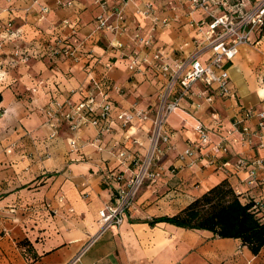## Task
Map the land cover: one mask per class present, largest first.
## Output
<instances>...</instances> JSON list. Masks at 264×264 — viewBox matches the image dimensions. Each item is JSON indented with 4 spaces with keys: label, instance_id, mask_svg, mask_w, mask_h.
Segmentation results:
<instances>
[{
    "label": "crops",
    "instance_id": "obj_1",
    "mask_svg": "<svg viewBox=\"0 0 264 264\" xmlns=\"http://www.w3.org/2000/svg\"><path fill=\"white\" fill-rule=\"evenodd\" d=\"M71 1L73 7L65 8L42 0L50 11L41 22L36 11H24L30 0L16 1V9L8 16L21 38L3 43L0 33V264H264V247L252 255L237 239H220L167 223L150 224L177 214L222 181L242 203L251 202L264 222V184L259 182L264 178V147H259L264 145V130L257 127L259 118L244 115L245 111L264 113V39L255 41L251 36L252 43L241 45L228 63L235 99L213 95L207 101L211 90L200 83L193 85L192 95L166 121L171 149L158 164L159 175L142 185L123 224L93 241L99 229L97 213L112 202L117 177L127 178L134 171L130 158L122 160L119 153L141 157L146 152L156 94L163 81L145 65L129 71L130 51L113 50L110 42L115 37L95 31L96 18L109 16L114 0H107L104 8L94 0L93 16L79 0ZM145 1L131 0L124 11L127 33L116 40L129 43L136 29H150L151 23L136 13ZM148 1L160 17L176 18L163 33H154V45L164 47L165 61L171 63L192 50L182 48L184 44L201 39L188 22H200L205 15L196 10L190 16L185 0L176 2L174 11L173 0ZM5 3L0 2V22L8 17L3 12ZM66 19L76 26L77 39L84 51L92 50V57L84 54L78 63L43 58V46L53 40L52 35L68 38V29L61 26ZM131 46L140 57L144 55L143 49ZM15 50L28 53L29 58L23 61ZM95 83L115 112L135 108L147 112L148 120H134L129 128L114 121L110 133L100 135L89 124L71 132L59 118L53 133L44 114L48 103L56 99L68 112L95 93ZM96 101L101 98L97 96ZM197 124L207 128L211 144L180 159L195 145ZM242 127L248 129L251 144L242 142L243 135L235 131ZM223 138L226 151L214 152L212 146ZM70 140L76 148L70 147ZM240 159L245 166L235 170ZM24 240L29 251L18 245Z\"/></svg>",
    "mask_w": 264,
    "mask_h": 264
},
{
    "label": "built area",
    "instance_id": "obj_2",
    "mask_svg": "<svg viewBox=\"0 0 264 264\" xmlns=\"http://www.w3.org/2000/svg\"><path fill=\"white\" fill-rule=\"evenodd\" d=\"M60 7L71 8V0H53ZM107 0H97L100 6L105 7ZM115 5L109 16L99 15L95 21V31L112 34L115 39L110 42L113 50L121 52L124 49L130 51L128 70L139 71L143 65L151 68L163 83L156 94L153 107L151 128L148 135V147L143 156H130L125 151L120 152L118 157L122 160L130 158V163L134 166V171L127 177H117L119 183L115 190L111 203L102 207L97 213L98 231L93 237V241L111 229H118L124 222L127 211L133 206L136 196L146 181L154 180L160 168L158 166L163 155L171 149L170 137L166 129V121L170 115L180 109L182 101L191 94V89L196 83H200L205 88L211 90L207 101L213 95L235 99V92L231 86L228 75V63L238 53L241 45L252 43L251 36L254 30L260 25L264 14V0H259L252 5L249 0L231 4L229 0H185L188 5L189 15L196 10H201L205 19L197 22L190 20L189 26L195 28L200 40H192L182 48L192 47L191 51L183 52L171 63L165 61V49L163 46L154 45V37L157 32L163 33L169 27L175 17H160L156 7L151 1L143 2L136 9V13L151 23L148 31L136 29L130 36L129 43H122L116 40L117 37L125 35L127 29L124 26V11L131 0H114ZM176 2L172 11L176 9ZM250 4V9L247 5ZM26 13L36 11L37 22H41L49 13V7L42 3V0H30L29 5L24 9ZM3 12L8 16L12 9L6 8ZM0 33L2 42L14 43L21 38V32L14 27L13 20L9 16L0 22ZM62 27L68 29V38L56 36L51 42L44 44L43 57L56 58L58 55L72 63H78L84 54L93 56L92 50L84 51L83 42L77 39L76 26L69 20H63ZM205 29V30H204ZM134 44L137 49H143L142 57L132 49ZM183 51V50H182ZM15 55H20L22 60L29 58L28 53L15 50ZM206 57L205 59H203ZM94 94L88 95L85 99L74 105L70 111L63 112V105L60 101L52 99L44 110L47 124L55 132V120L62 118L67 123L68 129L74 132L80 125L89 124L94 126L99 134L110 133L112 123L117 121L122 127L129 128L134 120L144 122L148 120L147 112L133 108L128 112H115L112 103L107 99L106 93L98 83L93 84ZM101 98V102L96 101V97ZM245 116L251 115L259 118L257 127L264 130V113H254L245 111ZM239 131L243 135L242 142L251 144L250 134L247 128L242 127ZM196 142L193 147L187 148L180 159L191 156L192 151L203 148L211 144L207 128L197 124L193 128ZM229 135L233 131L228 132ZM231 142H236L232 138ZM227 139L223 138L219 144L213 145L214 152L226 151ZM70 147L76 148V142L70 140ZM262 148L264 145L259 144ZM227 166V164H223ZM245 166L244 159L238 160L235 170H241ZM249 176L254 180V171H249ZM264 184V178L259 180ZM59 201H62L60 197Z\"/></svg>",
    "mask_w": 264,
    "mask_h": 264
},
{
    "label": "trees",
    "instance_id": "obj_3",
    "mask_svg": "<svg viewBox=\"0 0 264 264\" xmlns=\"http://www.w3.org/2000/svg\"><path fill=\"white\" fill-rule=\"evenodd\" d=\"M229 1L236 4L245 0ZM56 36L57 33L52 35L53 39ZM252 37L255 41L264 39V14ZM155 223H167L188 231H206L220 239H237L252 255H257L264 247V222L257 216L253 204L242 203L226 181L206 191L177 214L150 222ZM18 245L25 251L30 250L28 241H21Z\"/></svg>",
    "mask_w": 264,
    "mask_h": 264
},
{
    "label": "rangeland",
    "instance_id": "obj_4",
    "mask_svg": "<svg viewBox=\"0 0 264 264\" xmlns=\"http://www.w3.org/2000/svg\"><path fill=\"white\" fill-rule=\"evenodd\" d=\"M2 0H0L1 2ZM6 3H5V7L3 8L6 9V8H11V9H16V6L14 5V3L19 0H4ZM84 6H86V9H90V14L92 15L93 13L96 12V8H95V5L93 4L94 0H79ZM259 0H252L250 1V3L252 5L256 4ZM250 4L247 5V9L249 10L250 9ZM93 16V15H92ZM14 27L16 28V25H14Z\"/></svg>",
    "mask_w": 264,
    "mask_h": 264
}]
</instances>
